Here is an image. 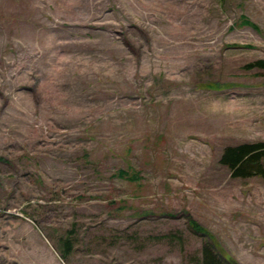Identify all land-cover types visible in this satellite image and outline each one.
<instances>
[{
  "label": "rangeland",
  "instance_id": "rangeland-1",
  "mask_svg": "<svg viewBox=\"0 0 264 264\" xmlns=\"http://www.w3.org/2000/svg\"><path fill=\"white\" fill-rule=\"evenodd\" d=\"M258 59L264 0H0V264H264Z\"/></svg>",
  "mask_w": 264,
  "mask_h": 264
},
{
  "label": "trees",
  "instance_id": "trees-1",
  "mask_svg": "<svg viewBox=\"0 0 264 264\" xmlns=\"http://www.w3.org/2000/svg\"><path fill=\"white\" fill-rule=\"evenodd\" d=\"M237 24L251 25L259 28L256 23L251 21L245 14H242ZM248 69L260 68L264 69V59H258L245 65ZM2 159V158H0ZM220 162L229 167L233 177L247 178L251 176H260L264 178V140L256 142H241L234 145H228L224 148L220 158ZM116 174L120 177L128 179L130 182H139L142 180L140 171L135 170L132 166L128 169H119ZM196 232L208 235V231L201 227L198 223L191 221ZM73 231H69L67 235L59 239L60 256L67 260L73 252L75 246ZM212 239V238H211ZM209 242H205L202 247V264H227L223 260V256L217 251L218 246ZM231 259V258H230ZM232 264H237L231 259Z\"/></svg>",
  "mask_w": 264,
  "mask_h": 264
}]
</instances>
